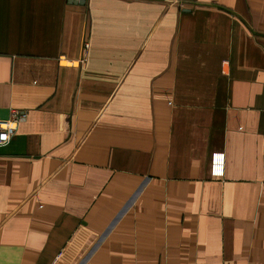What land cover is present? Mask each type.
I'll return each instance as SVG.
<instances>
[{
    "label": "crops",
    "instance_id": "1",
    "mask_svg": "<svg viewBox=\"0 0 264 264\" xmlns=\"http://www.w3.org/2000/svg\"><path fill=\"white\" fill-rule=\"evenodd\" d=\"M13 110L0 264H264V0H0Z\"/></svg>",
    "mask_w": 264,
    "mask_h": 264
},
{
    "label": "built area",
    "instance_id": "2",
    "mask_svg": "<svg viewBox=\"0 0 264 264\" xmlns=\"http://www.w3.org/2000/svg\"><path fill=\"white\" fill-rule=\"evenodd\" d=\"M87 45L82 48V54H85ZM84 57L80 60L69 61L63 57L59 58V63L65 66L79 67L84 63ZM26 120V113L13 110L10 112L9 118L5 120L0 119V147L7 145L12 137L15 135L18 127ZM223 173V156L222 154H215L211 164V175L221 176Z\"/></svg>",
    "mask_w": 264,
    "mask_h": 264
}]
</instances>
